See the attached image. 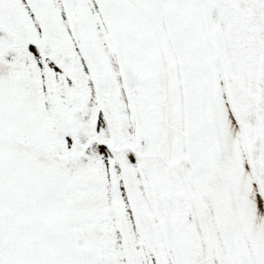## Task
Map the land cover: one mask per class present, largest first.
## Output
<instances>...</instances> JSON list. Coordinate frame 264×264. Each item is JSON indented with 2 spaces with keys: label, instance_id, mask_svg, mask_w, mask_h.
<instances>
[{
  "label": "snow or ice",
  "instance_id": "snow-or-ice-1",
  "mask_svg": "<svg viewBox=\"0 0 264 264\" xmlns=\"http://www.w3.org/2000/svg\"><path fill=\"white\" fill-rule=\"evenodd\" d=\"M0 264H264V0H0Z\"/></svg>",
  "mask_w": 264,
  "mask_h": 264
}]
</instances>
